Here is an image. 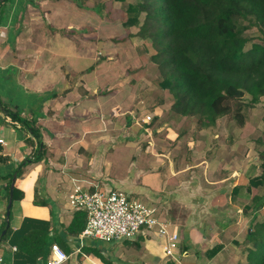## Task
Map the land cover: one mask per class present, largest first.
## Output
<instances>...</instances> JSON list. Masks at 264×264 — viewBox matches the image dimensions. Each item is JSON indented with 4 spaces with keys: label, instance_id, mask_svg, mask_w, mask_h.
I'll list each match as a JSON object with an SVG mask.
<instances>
[{
    "label": "crops",
    "instance_id": "obj_1",
    "mask_svg": "<svg viewBox=\"0 0 264 264\" xmlns=\"http://www.w3.org/2000/svg\"><path fill=\"white\" fill-rule=\"evenodd\" d=\"M2 1L0 154L8 160L0 163V230L7 220L8 187L12 185L7 175L26 161L21 174L14 176L19 193L12 199L8 229L2 233L5 236H0V264H45L53 242L68 254L64 264H105L97 250L112 264H165L168 258L163 254L162 240L153 233L105 242L81 240L65 230L74 213L68 194L76 181L103 189H123L129 195L142 193L176 200L179 181L182 188L187 183L181 173L190 167L178 169L168 162L165 169L158 170L150 159L134 164L126 151L131 141L120 140L118 145L117 138L95 132L100 112L108 113L117 104L97 88L98 68L108 62L105 56L97 63V52L115 41L97 37V26L107 24L99 15L102 11L97 12V0ZM71 77L78 80L70 83ZM16 114L40 131V159L34 160L35 137L13 117ZM214 160L200 162L210 167ZM101 175L105 177L96 180ZM227 179L204 183L201 175L199 183L194 180L184 188L185 198L196 206L189 209L184 220L172 219L181 243L187 247L179 253L177 263L228 264L226 257L235 253L239 227L254 214L245 212L248 204L242 202L244 192L233 189L237 180L228 189ZM35 230H47L49 236L46 252L39 258L18 248L22 237ZM211 250L215 251L213 256H209Z\"/></svg>",
    "mask_w": 264,
    "mask_h": 264
},
{
    "label": "trees",
    "instance_id": "obj_2",
    "mask_svg": "<svg viewBox=\"0 0 264 264\" xmlns=\"http://www.w3.org/2000/svg\"><path fill=\"white\" fill-rule=\"evenodd\" d=\"M104 9L103 3H97V12ZM122 24L126 28L139 26L137 35L151 39L155 48L151 59L158 64L162 87L172 94V112L197 118L198 129L214 124L222 116L243 126L245 104L264 96V0H136L128 3ZM252 27L260 33L256 39L247 34ZM13 117L30 129L37 141L34 160L40 159V131L18 114ZM260 159L264 168V154ZM7 160V156L0 154V163ZM24 162L7 175L10 182L21 174ZM251 183H264V172L252 178ZM10 193L9 186L8 197ZM18 193L15 185L12 199L18 198ZM253 202L248 206L255 215L246 233L245 264H264V216L259 219L257 215L260 210L264 215V195H255ZM86 221L84 211L74 210L65 230L78 237ZM7 222L5 219L2 223L1 237L8 229ZM48 237L47 230L29 232L18 248L39 258L46 252ZM186 248L184 245L181 253ZM84 249L90 250L87 246ZM96 252L105 264H112ZM214 253L211 250L209 256ZM165 264L179 263L168 259Z\"/></svg>",
    "mask_w": 264,
    "mask_h": 264
},
{
    "label": "rangeland",
    "instance_id": "obj_3",
    "mask_svg": "<svg viewBox=\"0 0 264 264\" xmlns=\"http://www.w3.org/2000/svg\"><path fill=\"white\" fill-rule=\"evenodd\" d=\"M135 1L97 0V3H103L105 8L99 15L104 19L107 17L106 25L103 23L102 27L97 26V37L113 38L112 40L121 44L110 41L106 49L98 50L101 53L97 52V60L100 57L104 59L105 56L108 58L104 67L98 68L97 88L99 93L112 96L117 104L113 105V109L108 113L100 112L95 132L117 138L118 145L120 140L131 141V144L128 142L126 151L127 158L130 159L131 155L134 164L141 159H150L158 170L165 169L168 162L178 169L190 165L185 173H181V179L187 182L186 186L194 180L197 181L196 184L199 183L201 175V181L204 183L208 179L220 181L222 177H227L228 189L232 188L231 185L237 180L238 186L233 189L238 187L244 192L242 202L248 206L252 205L255 195H264V183L259 185L251 183L252 178L264 172L260 159L264 154V96L252 104L246 101L248 97L245 98L246 104L250 105L245 104L246 121L243 126L228 116H222L214 124L198 129L197 118L182 117L173 113L172 94L167 88L162 87V75L158 64L151 59L155 53L151 39L137 35L139 26L126 28L122 24L128 3ZM247 34L255 39L260 35L256 27L248 29ZM74 79L71 77L69 82L74 83L78 80ZM147 115L151 116L150 121L145 119ZM103 117L105 122L101 120ZM206 158L215 159V162L211 161L210 167L206 163L205 166L201 165L200 161ZM159 164H162L161 167ZM104 177L101 175L96 177V180ZM179 184V196L176 200H171L167 196L160 200L142 193L130 196L157 206L167 220L182 221L189 215L190 208H194L196 204L189 202L188 197L185 198L186 194L183 192L186 186L181 187L182 181H179ZM98 185L106 188L103 183ZM245 212L253 213L251 208ZM257 215L259 219L263 218V211L260 210ZM249 221L247 218L239 227V236L235 238L238 240L234 248L235 253L225 259L228 264L246 263L244 251L245 245L248 244L246 230L250 227L252 219ZM181 242L180 239V254L185 245Z\"/></svg>",
    "mask_w": 264,
    "mask_h": 264
},
{
    "label": "built area",
    "instance_id": "obj_4",
    "mask_svg": "<svg viewBox=\"0 0 264 264\" xmlns=\"http://www.w3.org/2000/svg\"><path fill=\"white\" fill-rule=\"evenodd\" d=\"M150 121L151 116L147 115ZM72 210L86 213V226L79 235L105 242L133 239L141 233L150 232L162 240L166 258L179 261L180 234L173 222L165 219L159 208L149 202L132 198L119 188L103 189L76 181L68 194ZM68 254L53 242L45 264H64Z\"/></svg>",
    "mask_w": 264,
    "mask_h": 264
},
{
    "label": "water",
    "instance_id": "obj_5",
    "mask_svg": "<svg viewBox=\"0 0 264 264\" xmlns=\"http://www.w3.org/2000/svg\"><path fill=\"white\" fill-rule=\"evenodd\" d=\"M14 182H15V177L12 180V185H11V193H10V198L8 200V204H7V209H6V217L7 220L9 219L10 213H11V206H12V189L14 186Z\"/></svg>",
    "mask_w": 264,
    "mask_h": 264
}]
</instances>
